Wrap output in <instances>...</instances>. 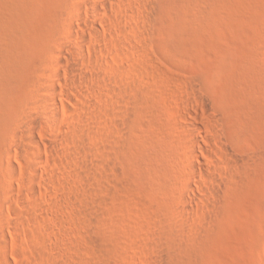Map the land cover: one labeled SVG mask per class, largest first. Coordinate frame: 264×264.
I'll return each instance as SVG.
<instances>
[{"label": "rangeland", "instance_id": "rangeland-1", "mask_svg": "<svg viewBox=\"0 0 264 264\" xmlns=\"http://www.w3.org/2000/svg\"><path fill=\"white\" fill-rule=\"evenodd\" d=\"M95 1L0 0V264H264V0Z\"/></svg>", "mask_w": 264, "mask_h": 264}, {"label": "bare ground", "instance_id": "bare-ground-1", "mask_svg": "<svg viewBox=\"0 0 264 264\" xmlns=\"http://www.w3.org/2000/svg\"><path fill=\"white\" fill-rule=\"evenodd\" d=\"M104 5V0H96L95 1V3L93 4V7H92V9H93V11H94V13L95 14H98L99 13V11H98V6H100V5ZM55 81L56 82H58V79L57 78H55ZM49 90H50V92H51V94L53 95V94H55L56 93V89H55V87H50L49 88ZM225 153L226 154H228V155H230L229 154V152L228 151H225ZM232 156V155H231ZM235 157V156H234ZM232 159H233V161H235V158H233V157H231ZM194 159L196 160H194L195 162H197V158H195L194 157ZM199 162V161H198ZM197 162V163H198ZM202 165V164H201ZM198 166H199V164H198ZM197 173L198 174H200V175H205L204 177H205V179L207 180H211L210 179V177L209 176H207L206 175V173L204 172V170L200 167V168H197ZM9 176L8 177H15L16 176V171H15V168L13 167V165L12 164H9ZM11 182V181H10ZM206 188V187H205ZM209 188V187H208ZM208 188H206V189H204V190H202L201 189V191L203 192V193H205V194H207V192L208 191H210V190H208ZM215 189V188H214ZM213 190V189H212ZM210 192H212V191H210ZM190 193H191V195H190V199H193V200H197L198 202L199 201H201V197L198 195V194H196V191H194L193 189H191L190 188ZM186 210H188L187 208H186Z\"/></svg>", "mask_w": 264, "mask_h": 264}]
</instances>
